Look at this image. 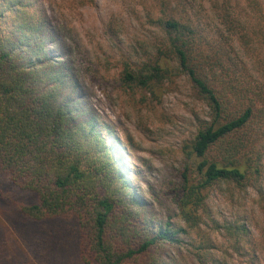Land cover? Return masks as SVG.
<instances>
[{"label":"trees","instance_id":"obj_1","mask_svg":"<svg viewBox=\"0 0 264 264\" xmlns=\"http://www.w3.org/2000/svg\"><path fill=\"white\" fill-rule=\"evenodd\" d=\"M122 1L139 30L120 56L124 102L141 120L175 89L203 109L181 143L167 209L127 180L117 158L123 143L116 148L111 131L99 129L65 27L35 0H0V264L257 262L264 250V0ZM115 25H105L110 40ZM100 56L95 72L108 73ZM215 196L228 207L222 220L209 206Z\"/></svg>","mask_w":264,"mask_h":264},{"label":"rangeland","instance_id":"obj_2","mask_svg":"<svg viewBox=\"0 0 264 264\" xmlns=\"http://www.w3.org/2000/svg\"><path fill=\"white\" fill-rule=\"evenodd\" d=\"M69 0H35L37 5L45 8L47 17L53 24L60 23L73 39L75 63L86 79L89 87V104L95 111L99 129L108 128L102 134L122 142L124 149H119L117 158L121 160L123 172L127 180L140 196L150 199V192L159 197L156 205L166 210L168 199L165 196L167 188L171 187L172 170L181 162L180 148L183 140L188 138L193 130L194 113H202L199 105H194L184 90H168L152 113L144 112L141 120L134 108L125 103V98L117 83L120 56L123 55L125 44L137 37L139 30L129 17L127 4L122 0H95L92 7L70 9ZM114 20L117 37L110 40L105 34V25ZM51 55H56L50 48ZM101 53H104L108 73L95 72L101 63ZM103 61V60H102ZM137 95L136 100H138ZM134 105V103H133ZM127 140L130 145L124 143ZM150 190V191H148ZM256 198L249 196L248 204H254ZM216 220L228 216L226 203L219 197H214L209 204ZM261 221V215L257 214ZM262 226L264 224L261 223ZM257 235L256 227L250 228ZM218 240H222L218 236ZM219 242V241H218ZM257 262L242 263L235 256L229 257L227 264H264V250L258 252ZM67 264H80L72 258Z\"/></svg>","mask_w":264,"mask_h":264}]
</instances>
